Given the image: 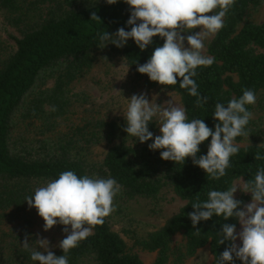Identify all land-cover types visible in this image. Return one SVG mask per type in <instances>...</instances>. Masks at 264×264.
<instances>
[{
  "label": "trees",
  "instance_id": "obj_1",
  "mask_svg": "<svg viewBox=\"0 0 264 264\" xmlns=\"http://www.w3.org/2000/svg\"><path fill=\"white\" fill-rule=\"evenodd\" d=\"M79 0H0V10L6 14V22L16 35L12 36L15 49L0 57V211L23 212L27 207L25 197L60 172L72 170L78 176L87 174L102 178L112 177L122 186L115 197L122 201L138 198H155L163 189H170L184 204L157 231L151 232L139 242L144 249L156 252L151 264H167L171 238L180 232L185 239L183 257L193 256L197 250L208 246L211 263L215 264L225 244H219L217 231L223 223H235V218L223 220L214 215L200 221L193 228L187 213L194 211L192 203L199 196L207 199L210 189L227 190L237 179H252L264 160L254 158L256 152L264 154V130L260 121L253 117L246 126L248 135L238 136L236 155L230 157L226 175L218 180L209 179L199 166L187 157L183 165L160 157L161 150H150L152 140L139 142L123 130L125 120L95 118L83 125L73 126L68 132L55 134L59 120L67 113L71 98L70 85L79 79L93 63V53L102 49L98 33H114L131 26L130 6L125 0L108 4L101 0L90 6H82ZM264 0H235L224 18V27L207 43V55L215 62L208 67L197 68L193 77L201 96L209 97L203 108L195 106L196 97L176 85L165 86L151 81L147 74L137 71V64L150 58L163 39L153 37V44L141 50L132 40L118 48L108 43L111 53L123 58L136 82L146 88L161 87L179 95L189 120L203 119L214 128L215 103L227 104L233 97L239 98L242 89H252L256 95L254 105H246L249 111L262 106L260 91L264 89V20L254 23L249 11ZM92 12L100 19H90ZM139 23V21L137 22ZM50 86L43 88V82ZM53 107L55 110H53ZM37 123V138L20 148L11 143V128L15 120ZM153 120L149 130L154 136L159 130ZM208 140L199 145L200 152L207 153ZM246 142L245 144H243ZM107 147L104 157L95 161L91 152L95 146ZM251 194L237 199L245 203ZM30 246L39 250L33 238ZM56 255H62L57 247ZM69 264H144L137 254L127 249L124 240L111 229L109 217L102 225L92 228V234L72 248L67 254ZM0 264H39L32 261L30 252L20 244L7 243L0 238ZM234 264H243L234 258Z\"/></svg>",
  "mask_w": 264,
  "mask_h": 264
},
{
  "label": "clouds",
  "instance_id": "obj_2",
  "mask_svg": "<svg viewBox=\"0 0 264 264\" xmlns=\"http://www.w3.org/2000/svg\"><path fill=\"white\" fill-rule=\"evenodd\" d=\"M106 2L111 5L117 0ZM125 3L130 6V17L126 23L131 28L126 31L120 27L114 33H98L103 47L111 43L122 48L131 38L141 50H145L158 35L164 41L162 46L154 48L147 62L137 64V71L165 86L176 85L179 78L180 88L196 97V107L203 108L209 97L200 95L193 77L198 75L197 68L208 67L215 62L213 56L204 54V42L224 27V18L235 0H125ZM90 19L100 17L92 12ZM255 102L254 91L245 88L239 98L233 97L227 104L215 103L212 118L217 123L210 128L203 119L189 120L186 109L173 97L156 103L153 99L150 101L146 93L133 94L122 111L126 122L123 130L141 143L152 140L148 148L161 150L163 160L183 165L185 159L191 157L192 163L203 169L209 179L218 180L226 175L230 157L239 151L236 137L248 135L245 129L253 113L246 105H254ZM154 119L160 133L155 136L149 130ZM209 137L207 153L198 156L199 145ZM254 158L264 160V154L256 152ZM238 188L251 194L250 203L235 198ZM121 190L122 186L112 177L78 176L72 170L60 172L58 178L36 187L25 200L29 208L35 207L43 218L44 231L57 224L64 226L62 231L66 236L56 245L63 254L56 255L51 250L50 241L38 234L36 243L39 250L30 246L29 234H25L22 247L30 252L31 260L39 264H69V251L115 211L114 198ZM191 205L194 211L187 215L197 235L199 229L196 225L214 215L223 217L225 221L235 218L240 224L239 231L235 223H223L221 230L217 231L218 243L227 242V246L215 264H234V258L243 264H264V167L257 168L254 177L246 180L242 188L234 184L227 190L210 189L206 200L201 201L197 196Z\"/></svg>",
  "mask_w": 264,
  "mask_h": 264
},
{
  "label": "rangeland",
  "instance_id": "obj_3",
  "mask_svg": "<svg viewBox=\"0 0 264 264\" xmlns=\"http://www.w3.org/2000/svg\"><path fill=\"white\" fill-rule=\"evenodd\" d=\"M101 0H79L82 6H90ZM249 19L254 23L264 20V2L257 8L249 11ZM194 29L193 31H198ZM190 33H185V35ZM15 31L6 22V14L0 10V57L5 56L15 49L12 36ZM211 38V37H210ZM205 43L204 54L207 55L206 47L210 40ZM50 80H45L42 87L50 86ZM146 93L147 98L156 103H163L174 98L175 102L182 106L180 97L173 91L161 87L146 88L136 82L130 68L122 57L111 53L108 49H97L93 53L92 66L83 75L75 80L69 87L71 104L67 113L59 120L55 133L49 137H55L58 132L66 133L73 126L83 125L95 118L107 120H124L122 111L126 109L127 99L133 94ZM263 105L257 106L253 111V118L260 121L264 130V89L260 91ZM171 96V97H170ZM156 122V120L154 119ZM157 129L159 130L158 125ZM37 123L15 120L11 128V143L20 148V143L28 144L37 137ZM244 142L243 144H245ZM107 147L97 145L92 149L91 159L99 161L104 157ZM244 185L243 179H237L233 185ZM249 193L242 192L239 188L234 194L239 198ZM251 198L246 202L250 203ZM184 204L170 189H163L155 198H138L122 201L114 198L115 211L108 217L111 229L116 232L125 242L127 249L138 255L144 264H151L156 258V252H151L139 245L148 234L160 229L168 219ZM44 220L37 213L35 207L29 206L23 211L14 210L0 211V238L12 245L23 242L25 234L28 239L33 238L36 242L37 234L41 238L50 241L51 250L54 252L58 242L65 238L62 231L63 225H54L48 231L43 229ZM70 228V226H68ZM240 230L238 222L237 231ZM239 243V241H237ZM185 239L180 232L174 234L170 242V251L167 264H210L211 255L208 246L200 248L191 257H183L177 263V256L183 253Z\"/></svg>",
  "mask_w": 264,
  "mask_h": 264
}]
</instances>
